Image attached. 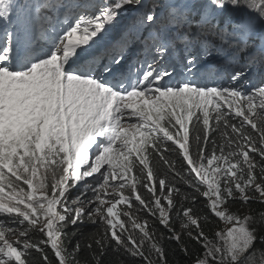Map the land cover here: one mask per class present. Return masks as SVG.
<instances>
[{
	"label": "snow or ice",
	"instance_id": "6c2138e0",
	"mask_svg": "<svg viewBox=\"0 0 264 264\" xmlns=\"http://www.w3.org/2000/svg\"><path fill=\"white\" fill-rule=\"evenodd\" d=\"M125 9L129 23L109 38ZM257 68L264 0H0V264H29L30 250L43 264H80L64 228L84 216L104 225L85 245L93 264L110 248L168 264L165 243L187 255L185 236L204 249L193 264H264V214L227 207L264 203V86L248 79ZM178 184L203 196V216ZM121 204L130 210L114 211ZM209 217L229 225L215 240L201 227Z\"/></svg>",
	"mask_w": 264,
	"mask_h": 264
},
{
	"label": "trees",
	"instance_id": "16d2710c",
	"mask_svg": "<svg viewBox=\"0 0 264 264\" xmlns=\"http://www.w3.org/2000/svg\"><path fill=\"white\" fill-rule=\"evenodd\" d=\"M251 82L252 86H264V73H262L259 68L254 70L252 73L249 74L248 78ZM259 109H256V111L252 114V117L254 118V122L257 123V126L259 127V117H258ZM214 116V113H213ZM210 124H214V121L210 120ZM190 129V138L194 135L192 132V124H189ZM249 131H252L255 135L254 130L250 129ZM215 140L217 141V144L220 143V136L219 133L215 134ZM219 154V152H217ZM179 153H168V156L170 159L176 160L177 164H180L181 161L179 159ZM257 161L259 162V157H257ZM153 168L156 171V179L164 178V176L167 173L166 167L160 162L158 159L153 160ZM259 170L257 169V173ZM177 187L181 189L182 193H188V194H195L197 196L198 203L196 205H192L190 200L188 202H185V206L194 207L195 214L198 216H203L207 212V208L204 207V205L207 203L206 200L203 198V196L200 193H194V190L187 185L184 184H178ZM204 186H201V193L204 191ZM141 193H143V189H138ZM177 201L181 199V197L176 196L174 197ZM134 201V197H133ZM229 203H233L232 201ZM228 203V205H230ZM255 203V202H254ZM179 207V204L177 205ZM121 206H117L114 211L117 213H124L128 212L130 209L127 208L125 211H120ZM133 209H137L138 205L135 204V202L132 205ZM250 215H257L264 214V206L262 203L258 204H250ZM135 215L140 218V222H143L145 219H147L148 224L155 227L156 234H163L164 236H168V231L162 227L158 219L152 216H149L146 211L143 209H139L135 211ZM127 218V217H126ZM120 219L124 220V216L121 215ZM170 227H174L177 231H181V227L179 224V221L176 218V212L172 213V222L170 224ZM201 227L203 228V231L206 235H208L211 239L215 240V232L217 229L222 230L221 223L218 219L214 217H209V221H201ZM104 225L97 220L96 223H93L91 220L88 219L87 216H84L83 222L76 223L73 225L70 221L65 225L64 232H65V238H64V244L68 248L69 251L72 250V248L76 245L77 241L80 242L81 245V251L77 255L76 259L80 261V264H93L91 253L89 250L85 247L90 242H93L99 235L103 233ZM30 239L33 241L44 239L43 236H41L38 233H31ZM185 242L188 244V254L185 255L184 253L179 251V246L175 242H166L165 248L167 252V259L168 264H193V261L197 258L198 254H202L204 252V249L200 246V244L196 243L195 241H189L187 237H183ZM95 244L93 243V249H95ZM112 247H115L113 245ZM259 247V245H257ZM175 250V251H174ZM45 252L47 253L49 259H52L53 253L50 248H46ZM106 264H143V261L138 258L130 257L127 253H124L122 250L119 252H113L110 248L104 257ZM27 260L29 261V264H43L42 260V254L36 250H30L27 254ZM52 264H55V261H52Z\"/></svg>",
	"mask_w": 264,
	"mask_h": 264
},
{
	"label": "rangeland",
	"instance_id": "374dc122",
	"mask_svg": "<svg viewBox=\"0 0 264 264\" xmlns=\"http://www.w3.org/2000/svg\"><path fill=\"white\" fill-rule=\"evenodd\" d=\"M19 2H21V3H23V2H27V0H19ZM131 12H130V10H128V9H125L124 11H122L121 12V15H120V19H119V21L117 22V25H116V27L113 29V30H115V29H117L119 26H120V24H121V22L123 21V19L125 18V16L126 15H128V14H130ZM258 103V102H257ZM127 123H136V121L135 120H132V121H127ZM95 150V146H93V149H90V152L91 151H94ZM89 179H91V178H89ZM21 187L24 189V191H30L29 189H28V187H27V185H24V184H21ZM80 187H83V185H81ZM80 187H77V188H74L73 190H72V192H71V196H70V199H72V200H75L76 199V197L78 196V195H80ZM37 195H39V194H37ZM49 195H51V193L49 192ZM125 195H130V192L128 191V190H126L125 191ZM257 196H258V194H257ZM134 197V196H133ZM91 199V196L89 195V197L87 198V199H85V201H84V204L82 205V206H87V204H88V200H90ZM108 199H111L110 197L108 198ZM233 203H229L230 205H227V207L231 210V211H233V212H237V213H239L241 216H243V215H249V211H250V209H249V205L252 203V204H258L259 202H255V201H253V202H251V203H249V204H244V203H242L239 199H237V200H235V201H232ZM255 202V203H254ZM263 204V206H264V203H262ZM119 206H121V207H123V208H121V210L120 211H125L127 208L126 207H124L122 204L121 205H119ZM124 220H127V218L124 216ZM220 223H221V227H222V230H226L227 229V227L229 226L228 224H227V222H224V221H220ZM130 226V225H129ZM138 231V230H137ZM10 239H15V237H9Z\"/></svg>",
	"mask_w": 264,
	"mask_h": 264
}]
</instances>
